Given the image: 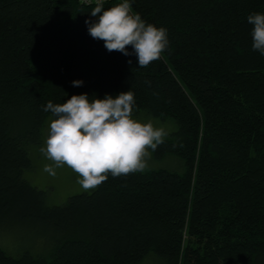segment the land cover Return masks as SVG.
Here are the masks:
<instances>
[{
  "label": "trees",
  "instance_id": "obj_1",
  "mask_svg": "<svg viewBox=\"0 0 264 264\" xmlns=\"http://www.w3.org/2000/svg\"><path fill=\"white\" fill-rule=\"evenodd\" d=\"M129 2L168 30V49L147 68L88 34L95 4L0 0V225L36 224L52 242L47 255L0 247V264H264V55L247 22L264 0ZM127 91L133 117L174 121L152 155L177 166L109 173L95 190L48 204L25 177L54 119L43 108Z\"/></svg>",
  "mask_w": 264,
  "mask_h": 264
},
{
  "label": "clouds",
  "instance_id": "obj_2",
  "mask_svg": "<svg viewBox=\"0 0 264 264\" xmlns=\"http://www.w3.org/2000/svg\"><path fill=\"white\" fill-rule=\"evenodd\" d=\"M94 3L91 16L98 20L85 21L88 34L103 41L109 52L135 54L139 68H147L162 58L170 43L166 28L144 21L140 14L133 12L129 0H122L107 10L105 0H94ZM247 22L253 26V50L264 55V13L250 14ZM128 46H132L133 52H129ZM72 83L80 87L84 82ZM145 83L151 85V81ZM135 105L132 91L115 97L109 94L103 99L90 98L84 93L73 95L63 103L48 101L43 110L50 112L54 119L40 152L51 163L45 164L43 171L55 176L56 169L67 166L78 174L76 182L87 191L105 182L109 173L119 178L148 170L152 152L165 142L169 133L164 127H155L150 120L134 119Z\"/></svg>",
  "mask_w": 264,
  "mask_h": 264
},
{
  "label": "rangeland",
  "instance_id": "obj_3",
  "mask_svg": "<svg viewBox=\"0 0 264 264\" xmlns=\"http://www.w3.org/2000/svg\"><path fill=\"white\" fill-rule=\"evenodd\" d=\"M141 122L152 121L155 127H164L168 133L176 130L174 121H164L160 118L141 114L134 116ZM53 118L49 117L47 126L43 132L42 143L30 148L31 158L33 160V168L25 171V177L34 186L47 192V203L50 205H58L65 203L71 195L91 191H85L76 181L78 174L67 166L56 169V175H49L43 171L44 165L51 163L40 152V148L44 146L47 137L48 126ZM149 167H176L178 162L175 158L169 157L162 160H156L151 156L148 161ZM49 232L38 227L36 224H21L19 221L11 218L0 225V247L7 253L17 256L24 251L45 252L47 255L51 248V241L47 237ZM47 249V250H46ZM43 251V252H42ZM142 264H157L153 258L146 259Z\"/></svg>",
  "mask_w": 264,
  "mask_h": 264
},
{
  "label": "built area",
  "instance_id": "obj_4",
  "mask_svg": "<svg viewBox=\"0 0 264 264\" xmlns=\"http://www.w3.org/2000/svg\"><path fill=\"white\" fill-rule=\"evenodd\" d=\"M79 1L82 2V0H79ZM107 1H110V0H105V2H107ZM82 3H84V4H95L94 0H92V3H89L88 0H83Z\"/></svg>",
  "mask_w": 264,
  "mask_h": 264
}]
</instances>
